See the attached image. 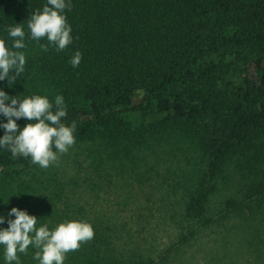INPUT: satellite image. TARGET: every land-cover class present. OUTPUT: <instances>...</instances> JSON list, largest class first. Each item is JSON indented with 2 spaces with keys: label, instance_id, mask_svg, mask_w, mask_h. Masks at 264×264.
Instances as JSON below:
<instances>
[{
  "label": "trees",
  "instance_id": "1",
  "mask_svg": "<svg viewBox=\"0 0 264 264\" xmlns=\"http://www.w3.org/2000/svg\"><path fill=\"white\" fill-rule=\"evenodd\" d=\"M46 4L0 0V39L12 50L6 29L22 24L26 33V47L17 50L25 53V71L13 85L0 81V90L20 100L45 96L53 104L62 96V123L76 122L75 143L122 129L131 118L162 117L153 128L172 123L193 133L209 156L211 177L234 163L248 173L264 162V147L256 145L264 140V0H71V11L62 15L73 42L60 52H44L46 38L29 37L28 19ZM77 51L82 60L74 68L70 60ZM27 122L17 121L21 129ZM34 166L30 157L13 158L0 148V215L7 219L13 207L30 211L37 228L50 231L65 221L89 223L94 238L66 253L64 264H152L126 252L131 241L114 249L106 220L93 219L92 208L76 201L72 180L65 183L51 172L41 179L25 176ZM104 170L100 184L106 187L111 182ZM97 182L86 190L97 193ZM207 200L205 191L190 198L186 215L202 217ZM4 251L0 245V264H6ZM27 251L17 253L21 264H39L33 259L37 249Z\"/></svg>",
  "mask_w": 264,
  "mask_h": 264
},
{
  "label": "rangeland",
  "instance_id": "2",
  "mask_svg": "<svg viewBox=\"0 0 264 264\" xmlns=\"http://www.w3.org/2000/svg\"><path fill=\"white\" fill-rule=\"evenodd\" d=\"M132 121L115 132L98 131L58 163L24 175L41 179L51 172L72 180L76 201L92 208L93 219L106 220L114 249L131 241L126 252L152 264H264V196L258 194L264 162L248 173L234 163L211 177L209 156L193 133L172 123L154 129L162 117ZM256 145L264 147V140ZM96 182L93 195L86 188ZM201 191L208 199L204 215L189 218L187 202Z\"/></svg>",
  "mask_w": 264,
  "mask_h": 264
},
{
  "label": "clouds",
  "instance_id": "3",
  "mask_svg": "<svg viewBox=\"0 0 264 264\" xmlns=\"http://www.w3.org/2000/svg\"><path fill=\"white\" fill-rule=\"evenodd\" d=\"M71 8V0H47L42 11L38 9L31 14L27 24L29 37L36 42L46 38L47 44L40 45L42 51L53 47L60 52L73 42L72 28L62 15L65 9L71 11ZM21 25L6 29L13 39L12 50L0 39V81L7 80L8 85L15 84L25 71V53L17 51L26 47V33ZM81 60L82 54L77 51L70 64L78 67ZM0 115L6 119L0 123L4 130L0 148L10 151L13 158L30 157L32 164L47 169L50 164L58 163L60 156L75 144L77 125L75 121L71 126L62 123L67 111L60 95L55 97L53 104L45 96L33 95L20 100L0 90ZM21 119L28 121L22 129L17 123ZM7 217L0 215V225H8L0 229L6 264H21L17 253L27 255L29 246L37 249L33 259L39 264H64L66 253L78 251L82 243L94 238V230L86 222L65 221L50 231L47 225L37 228L38 218L26 210L13 207Z\"/></svg>",
  "mask_w": 264,
  "mask_h": 264
}]
</instances>
